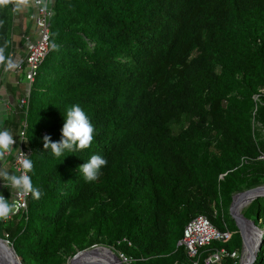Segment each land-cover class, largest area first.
Instances as JSON below:
<instances>
[{"label":"trees","instance_id":"1","mask_svg":"<svg viewBox=\"0 0 264 264\" xmlns=\"http://www.w3.org/2000/svg\"><path fill=\"white\" fill-rule=\"evenodd\" d=\"M53 10L33 81L24 61L17 79L27 86H9L14 104L0 121L13 150L32 160L41 196L29 194L26 210L0 221V238L23 264H65L97 244L130 264L241 253L230 203L264 185V0H54ZM0 21L7 57L13 35L34 40L32 22L23 30L10 9L2 7ZM72 105L88 116L94 140L56 158L43 137L61 140ZM92 155L108 163L85 182L79 168ZM13 193L0 181V194ZM242 215L264 231V197ZM197 216L231 236L189 259L178 243ZM252 264H264V233Z\"/></svg>","mask_w":264,"mask_h":264},{"label":"clouds","instance_id":"2","mask_svg":"<svg viewBox=\"0 0 264 264\" xmlns=\"http://www.w3.org/2000/svg\"><path fill=\"white\" fill-rule=\"evenodd\" d=\"M49 0H0V7L12 5L13 12H20L24 8L35 4L39 6L41 12L48 11ZM3 21H0V25ZM56 50V45H51ZM0 65H5V70L14 69L17 64L10 57L6 56L5 47H0ZM62 128V138L58 142H52L51 137L45 135L43 137L44 150L51 151V154L59 158L65 151L73 152L88 148L94 140V126L89 120L86 113L79 105H72L66 110ZM15 139L12 133L5 129L0 130V162H3L7 155L13 151ZM107 160L99 155H92L90 159L84 163L79 172L82 173L85 182H94L102 174L101 169L107 166ZM22 171L17 174L9 172L0 166V181L3 187L11 192L15 191L18 196H26L31 194L34 199H39L41 192L32 184L29 172L33 169V162L28 156L24 155L20 160ZM21 207L17 200L6 199L0 194V221H6L11 214H14Z\"/></svg>","mask_w":264,"mask_h":264},{"label":"built area","instance_id":"3","mask_svg":"<svg viewBox=\"0 0 264 264\" xmlns=\"http://www.w3.org/2000/svg\"><path fill=\"white\" fill-rule=\"evenodd\" d=\"M53 4L54 0H49L47 12H41L39 6L34 3L31 4V11L28 19L32 22L33 27L36 30L33 37L34 40H30L28 35L22 36L25 44V52L22 57L19 55L14 59V63L17 64V67L13 69L15 72H18L21 69V65L24 61L26 62L24 76L28 85L33 81L38 63L48 49L50 21L54 16ZM22 103H24V100H22ZM20 136L23 137V133H21ZM24 155L27 156V153L21 147H18L12 160V168L17 174L22 171L20 160ZM28 197L29 194L26 196H18L14 191L13 200H17L21 207L11 215L26 210ZM230 236L231 232L228 229L218 230L208 219L203 216H197L185 225L182 232V238L178 244L185 249L186 255L189 259H195L198 256L200 248L208 246L213 241L226 242L230 239ZM5 237H7V235H5ZM120 258H122V261L126 262V264L131 263L130 260L121 254ZM224 258L235 260L239 258V254L237 252L229 253L226 250L221 249L207 257L204 260V264H220ZM193 264H197V262H194Z\"/></svg>","mask_w":264,"mask_h":264},{"label":"water","instance_id":"4","mask_svg":"<svg viewBox=\"0 0 264 264\" xmlns=\"http://www.w3.org/2000/svg\"><path fill=\"white\" fill-rule=\"evenodd\" d=\"M259 197H264V185L234 195L229 206V215L234 221L237 231L242 239V254H245L246 252V258L241 256L238 264H252L261 246L264 231L256 227L252 221L246 219L242 213H240L242 208L247 207L253 200ZM247 225H251V227L258 233L255 242L254 240L251 241V239L248 240L246 237L245 232L247 230ZM85 251L86 250L78 252L75 256H73L70 260V264L78 254ZM115 260L122 264L116 255ZM0 264H23L19 256L14 251L12 245L7 240L2 238H0ZM82 264L96 263L85 262Z\"/></svg>","mask_w":264,"mask_h":264},{"label":"rangeland","instance_id":"5","mask_svg":"<svg viewBox=\"0 0 264 264\" xmlns=\"http://www.w3.org/2000/svg\"><path fill=\"white\" fill-rule=\"evenodd\" d=\"M12 7H13L12 5H8V6H5L4 8L10 9L12 12ZM1 9H2V7H0V12H1ZM30 11H31V5L24 8L20 12H14V14L17 15L18 21L21 24V28H23V30H25L27 25H28L29 19H27L28 18L27 16H29ZM35 31L36 30L34 29L33 24L31 23L30 28L28 29L27 32L30 35H33V34L35 35ZM18 36L19 35H13V40H12L14 45H15L14 50H13V51H15V54L12 52V55H10V57H12L13 62H15L14 59L16 56L20 55L22 57L24 52H25V44L22 43L21 39ZM17 73L18 72H15L13 69L6 71L0 65V121L6 118L8 112H10V109L14 104V97L9 93V91H7L9 89V86L11 85V86L15 87L17 85L18 91L24 90L27 86L26 82L18 81V79H17L18 74ZM254 100L256 102H259V97L258 96L254 97ZM253 127L255 128L254 123H253ZM15 152H16V148L8 155L9 158L11 157L10 159L8 158V159H5L3 162H0V166L5 168L7 171L12 169L11 168L12 167V160H13V156H14ZM244 208H242L240 210V213H242ZM245 233H246L247 239L248 240L251 239V241H252L253 237L255 236V233L253 232L252 228L247 226V230ZM253 234H254V236H253ZM101 248L109 250L110 252L114 253L110 247H108L107 245H104V244H97V245L91 246L89 248L83 249L82 251L86 250L85 252H89V251H93V250L101 249ZM79 252H81V251H79ZM77 253L78 252H76L75 255ZM242 253H238L239 254V260H240V256H242L241 255ZM80 254H82V253H80ZM99 254L105 256V254L102 252H99ZM114 254L119 258V260L122 262V264H126V262L122 261V258H120V254H117V253H114ZM244 258H246V252L244 254ZM71 259L72 258L66 259L65 264H70Z\"/></svg>","mask_w":264,"mask_h":264},{"label":"bare ground","instance_id":"6","mask_svg":"<svg viewBox=\"0 0 264 264\" xmlns=\"http://www.w3.org/2000/svg\"><path fill=\"white\" fill-rule=\"evenodd\" d=\"M251 227V225H247ZM252 228V227H251ZM253 232L255 233V236L253 234L254 242L257 239L258 233L252 228ZM249 236V235H248ZM99 252H102L105 254V256L99 254ZM85 262L89 263H96V264H120L117 260H115L114 253L110 252L106 249H96L89 252H83L82 254H79L76 256V258L71 262V264H82Z\"/></svg>","mask_w":264,"mask_h":264},{"label":"crops","instance_id":"7","mask_svg":"<svg viewBox=\"0 0 264 264\" xmlns=\"http://www.w3.org/2000/svg\"><path fill=\"white\" fill-rule=\"evenodd\" d=\"M241 253H242V251H241ZM242 255V257L244 256V254H241ZM240 258H241V256H240Z\"/></svg>","mask_w":264,"mask_h":264}]
</instances>
